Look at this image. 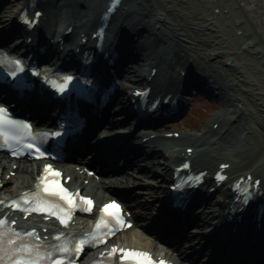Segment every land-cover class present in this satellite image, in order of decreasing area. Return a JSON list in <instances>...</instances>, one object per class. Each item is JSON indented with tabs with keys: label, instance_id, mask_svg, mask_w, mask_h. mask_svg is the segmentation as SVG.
Returning a JSON list of instances; mask_svg holds the SVG:
<instances>
[{
	"label": "bare ground",
	"instance_id": "1",
	"mask_svg": "<svg viewBox=\"0 0 264 264\" xmlns=\"http://www.w3.org/2000/svg\"><path fill=\"white\" fill-rule=\"evenodd\" d=\"M24 1L8 0L0 4L1 51L11 53L23 47L26 33L14 23ZM35 1L34 10H41L42 16L38 26L29 35L55 41L61 39L63 31L70 27L69 33L64 35L68 44L75 36L87 38L94 31L100 12L108 2ZM214 8L215 11L212 10ZM127 34L135 35L130 40L132 45L128 39L125 40ZM75 45V42L70 44L72 52H75ZM100 45L107 50L114 46L120 47L121 51L123 48V53L129 49L137 50V55L134 58L130 56L127 61L133 58L131 63L122 66L120 61L117 68L103 69L108 75L116 74L121 87H142L145 83L142 72L154 68L152 77L146 83L153 90L163 87L176 101L181 99L186 106L183 113L193 102L183 92L188 86L201 91L209 89L218 107L212 113L209 124L195 131L167 128L164 123H161L159 129L138 128L134 133L140 138L146 137L144 147L148 150L137 156L135 167L121 170L113 176L98 179L82 173L87 158L74 164L57 163V167L71 176L69 185L72 188L80 187L84 193L94 196L98 206L118 198L117 189L149 193L154 181L150 177L155 176L157 186H164L170 165L177 164L191 149L192 167L213 173L218 164L227 163L223 171L229 180L250 173L260 178L264 192V0H120L109 15ZM49 48L52 49L49 58L60 61L62 53L53 50L55 44L51 43ZM193 76H199L203 83ZM33 110L39 115L36 116H45L39 105ZM98 123L91 120L90 126L95 127ZM109 131L112 130L98 129L96 136ZM174 131L177 132L175 137L161 135V132ZM148 152L149 156L146 155ZM43 162L14 159L0 152V179L4 184L1 195L12 197L33 187ZM194 197L200 200L198 195ZM242 208L247 213L252 211L249 204ZM211 211L209 205L201 206L202 213L208 215ZM87 221H77L65 231H77ZM17 222L39 227L42 235L54 228L52 221H43L40 217L19 219ZM216 225L218 231L215 233L209 231L203 237L199 236L206 247L203 253L209 250L215 252L212 264H220L217 261L218 254L220 258L231 261L228 264H254L255 258L264 261V216L259 229L246 216L240 223L229 228L219 221ZM43 228L48 231L44 232ZM179 234L180 231L173 232L174 237ZM117 240L123 245L143 247L157 254H161L165 248L141 232L140 224L120 233ZM205 259L204 254L198 261L205 264Z\"/></svg>",
	"mask_w": 264,
	"mask_h": 264
},
{
	"label": "snow or ice",
	"instance_id": "2",
	"mask_svg": "<svg viewBox=\"0 0 264 264\" xmlns=\"http://www.w3.org/2000/svg\"><path fill=\"white\" fill-rule=\"evenodd\" d=\"M38 16L39 13H36ZM0 63H4L3 60H0ZM9 63H12L16 66V70L11 73L12 76H16L19 71H21V66H22V61L20 59H12L9 61ZM73 77L71 75H67L63 77V82L59 84H55L54 86L57 87L58 91H63L65 87L68 86V81H71ZM8 126H19L21 127L24 131H28L31 128V125L27 121H17L12 119L8 115V110L3 106L0 105V136L3 137L4 142L8 143L9 141L12 140H21L23 137L16 135V136H11L8 133L4 132V127ZM31 134V133H29ZM49 135H58V133L53 132L50 133ZM10 146V145H9ZM31 148H37V145L35 143L29 144L28 145ZM39 150V149H37ZM43 155L44 153H40ZM182 167H187V165H182ZM225 167V166H222ZM51 169L56 176H60L61 173L58 170H55L52 168L51 165H46V170ZM218 178L222 177L220 174H217ZM43 179V178H42ZM46 184L49 185L45 189L47 192H52V193H58L59 195L63 196L65 200L68 201L69 204H74V201L72 199L73 194L69 192L68 189L64 188L62 184L59 183L57 180L53 181H44ZM21 199H28V196L25 195ZM82 199L86 200L89 205L93 204V201L91 200L90 197H82ZM13 204L15 207H20V203L18 201H13ZM74 206H78L75 205ZM59 207L56 203H54L51 200H45V201H39L37 200V209L40 211H52L54 208ZM90 210V209H89ZM67 211V210H65ZM56 215H60V212H56ZM104 214H107L110 217H113L115 220L119 221L121 224L124 223L122 214H121V206L116 202V201H111L109 204H106L104 208L102 209V216L100 221L97 224V228L99 229L101 225L107 224L108 220H106ZM70 215V214H69ZM61 219L64 223H67V218L65 216H61ZM6 221L4 219H0V225H3ZM14 223V222H13ZM35 233V229H33V234ZM27 235V233H26ZM85 243L84 239L82 238L80 240V249H82L83 244ZM9 245H14L12 251L17 254L16 258H13L12 256H9L8 258V264H40L39 257L41 255L40 250L35 246V245H30V244H20L19 246H15V240L14 239H9L8 240ZM119 250L121 252L126 253V255L122 256L121 259H126L133 261L134 264H155V262L152 260L151 254L148 252H142L139 250L135 249H116L114 247L113 251ZM58 251L63 252V253H68L70 251L69 248L63 247L60 248ZM29 253V255L25 256L22 255L23 253ZM35 252L36 256L33 257L31 253ZM8 255L4 251L3 248V233H0V264H5L4 262V256ZM43 255L49 257V264H65V261L68 260L67 255H59L56 256L55 258L51 257V254L45 252ZM160 264H165L164 261H161Z\"/></svg>",
	"mask_w": 264,
	"mask_h": 264
},
{
	"label": "rangeland",
	"instance_id": "3",
	"mask_svg": "<svg viewBox=\"0 0 264 264\" xmlns=\"http://www.w3.org/2000/svg\"><path fill=\"white\" fill-rule=\"evenodd\" d=\"M212 10L215 11L216 9L214 8ZM217 107L218 104L215 97L210 94L206 97H196L189 109L171 122V127L185 131L198 130L209 124L211 115Z\"/></svg>",
	"mask_w": 264,
	"mask_h": 264
}]
</instances>
